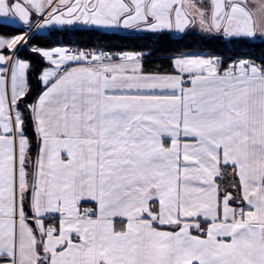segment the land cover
Returning a JSON list of instances; mask_svg holds the SVG:
<instances>
[{"label": "snow or ice", "instance_id": "snow-or-ice-1", "mask_svg": "<svg viewBox=\"0 0 264 264\" xmlns=\"http://www.w3.org/2000/svg\"><path fill=\"white\" fill-rule=\"evenodd\" d=\"M0 264H264V0H0Z\"/></svg>", "mask_w": 264, "mask_h": 264}]
</instances>
